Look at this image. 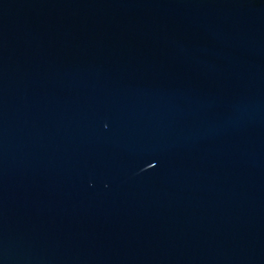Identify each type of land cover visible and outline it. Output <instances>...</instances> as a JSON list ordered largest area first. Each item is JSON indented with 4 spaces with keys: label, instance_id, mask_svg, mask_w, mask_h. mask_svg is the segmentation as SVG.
I'll return each mask as SVG.
<instances>
[{
    "label": "water",
    "instance_id": "1",
    "mask_svg": "<svg viewBox=\"0 0 264 264\" xmlns=\"http://www.w3.org/2000/svg\"><path fill=\"white\" fill-rule=\"evenodd\" d=\"M0 264H264V0H0Z\"/></svg>",
    "mask_w": 264,
    "mask_h": 264
}]
</instances>
